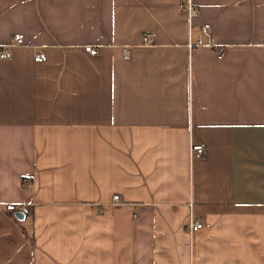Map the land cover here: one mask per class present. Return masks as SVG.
Here are the masks:
<instances>
[{
	"label": "crops",
	"instance_id": "1",
	"mask_svg": "<svg viewBox=\"0 0 264 264\" xmlns=\"http://www.w3.org/2000/svg\"><path fill=\"white\" fill-rule=\"evenodd\" d=\"M191 1L0 0V264H264V0Z\"/></svg>",
	"mask_w": 264,
	"mask_h": 264
},
{
	"label": "built area",
	"instance_id": "2",
	"mask_svg": "<svg viewBox=\"0 0 264 264\" xmlns=\"http://www.w3.org/2000/svg\"><path fill=\"white\" fill-rule=\"evenodd\" d=\"M186 16L189 22V41L186 44V47L189 51H193L199 47H209L215 51L217 58H222L224 56V45L218 43L211 34L210 29L207 26H202L196 32L194 37L192 38L194 27L191 24L193 17L197 15V9L193 5L191 0H186L185 4ZM146 44H149L152 41V36L147 34L143 37ZM13 43L8 45L9 47L14 46H24V41L19 35H15L12 38ZM84 50L88 52L90 55H95L97 53V48L92 45L84 46ZM124 57L127 58L128 50L126 48L123 49ZM10 57V51L7 47H3L0 50V58L6 59ZM33 59L35 62H43L46 60V54L44 52H35ZM191 158L200 159L204 154V146L202 144H192L190 149ZM113 202L117 203L119 201V196L114 195L112 198ZM25 205L23 203H6L5 209L7 211L15 212L24 210ZM203 227V224L200 221L190 220L186 225V230L189 233H194L200 230Z\"/></svg>",
	"mask_w": 264,
	"mask_h": 264
},
{
	"label": "water",
	"instance_id": "3",
	"mask_svg": "<svg viewBox=\"0 0 264 264\" xmlns=\"http://www.w3.org/2000/svg\"><path fill=\"white\" fill-rule=\"evenodd\" d=\"M19 214H21V213H19Z\"/></svg>",
	"mask_w": 264,
	"mask_h": 264
}]
</instances>
